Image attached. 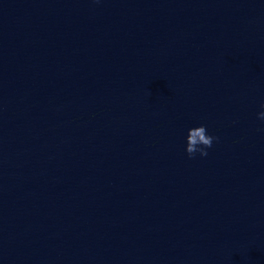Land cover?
I'll return each instance as SVG.
<instances>
[{
  "label": "water",
  "instance_id": "water-1",
  "mask_svg": "<svg viewBox=\"0 0 264 264\" xmlns=\"http://www.w3.org/2000/svg\"><path fill=\"white\" fill-rule=\"evenodd\" d=\"M262 103L264 0H0V264H264Z\"/></svg>",
  "mask_w": 264,
  "mask_h": 264
},
{
  "label": "clouds",
  "instance_id": "clouds-1",
  "mask_svg": "<svg viewBox=\"0 0 264 264\" xmlns=\"http://www.w3.org/2000/svg\"><path fill=\"white\" fill-rule=\"evenodd\" d=\"M262 109L257 113V118L264 121V103L260 105ZM218 137L208 134L204 125L189 128L185 137L184 151L189 158H194L197 154L204 157L208 155L207 149L212 147V144Z\"/></svg>",
  "mask_w": 264,
  "mask_h": 264
}]
</instances>
